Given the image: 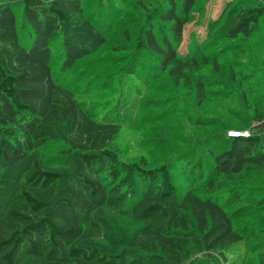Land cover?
<instances>
[{"label": "trees", "instance_id": "trees-1", "mask_svg": "<svg viewBox=\"0 0 264 264\" xmlns=\"http://www.w3.org/2000/svg\"><path fill=\"white\" fill-rule=\"evenodd\" d=\"M197 1L135 0L142 27L122 76L145 67L152 79L167 75L193 89V72L218 69L221 51L206 54V46L197 55L179 54ZM246 3L211 22L219 39L247 42L262 33L264 0ZM98 18L86 0H0V264H212L217 256L227 263L251 239L257 243L251 253L264 258V217L240 224L246 208L236 207L251 201L264 212V93L252 107L244 97L251 125L199 138L174 165L130 159L120 144L123 123L98 119L85 91L77 92L79 76L70 74L107 44ZM230 64L239 86V74H259L255 61ZM206 84L195 85L199 106L211 99ZM231 130L250 136L230 138ZM51 149L60 151L56 159H46ZM175 165L183 176L192 165L185 185L177 184ZM103 212L130 221L134 231L112 227ZM102 239L110 247L99 245Z\"/></svg>", "mask_w": 264, "mask_h": 264}, {"label": "rangeland", "instance_id": "rangeland-1", "mask_svg": "<svg viewBox=\"0 0 264 264\" xmlns=\"http://www.w3.org/2000/svg\"><path fill=\"white\" fill-rule=\"evenodd\" d=\"M134 1L86 0L90 13L95 15L96 19L97 13L100 14L98 23L103 27L101 29L108 40L105 46L97 47L93 56L85 59L81 64L78 63L70 71L71 76H79L75 85L77 92L85 91L81 94L82 98L98 119H116L123 123L120 139L123 154L130 159H138L144 155L151 167L163 164L174 165L179 157L182 158L188 152L189 146L199 144V138L224 135L230 126L240 129L251 125L252 111L248 112L249 115L243 114L245 112L244 97L247 96L248 103L252 107L259 94L264 93V26L262 33L255 35L253 41L237 40L233 43L217 37L219 26L216 29L210 28L211 22L218 21L232 8L243 5L246 7L247 0L197 1L196 7L191 12V22L185 27L179 54L181 56L197 55L206 46L209 47L203 51L206 54L216 50L222 53L218 59V69L211 65L192 73L193 89L184 83L175 86L167 75L152 79L145 67H141L135 76H122L133 61L137 33L142 27L139 22L142 16L135 11ZM133 19L134 21L138 19L137 24L140 26L129 22ZM126 32L132 35V41L126 38ZM213 42H215L214 45H212ZM115 45L119 48L114 51ZM212 48L215 49L211 50ZM259 48L261 51H257ZM57 49L59 50L58 46ZM242 49H254V52L241 54ZM57 53L61 56L60 50ZM252 53H257L256 58ZM198 60L201 61V57ZM254 61L259 74L250 78V71L243 72L239 74V77L243 79L241 86L233 83L229 69L235 66L230 67V63H236L241 67ZM62 62V60L57 62L55 71H59ZM122 67L124 69L121 71ZM200 81L207 82L209 96H211L209 102L201 106L196 103L197 94L194 91L195 85ZM124 84H126L127 92L121 94ZM118 97H122L120 101ZM197 120L215 123L201 127V124H195ZM59 150H61L60 146ZM59 150L47 151L46 159H56L60 155ZM205 159L212 164V159ZM183 164L181 165L185 168ZM192 165L186 168L184 176L175 165L174 173L180 175L176 177L178 185H185V180L192 171ZM240 206L246 208L243 211L244 216L238 221L240 224L264 217V212L256 210L260 208L255 202L242 201L236 207ZM102 215L104 219L113 223L112 227H122L124 234L130 235L135 229L134 225H130V221L114 218L107 212H103ZM105 225L106 236H113L114 229ZM108 240L102 239L99 245L110 247ZM110 243L115 245L112 239ZM256 244L255 240L251 239L235 247L228 256L227 263L217 256L212 264H264L263 257L251 253ZM259 251L264 249L261 248Z\"/></svg>", "mask_w": 264, "mask_h": 264}, {"label": "built area", "instance_id": "built-area-1", "mask_svg": "<svg viewBox=\"0 0 264 264\" xmlns=\"http://www.w3.org/2000/svg\"><path fill=\"white\" fill-rule=\"evenodd\" d=\"M228 136L230 138H236V137L247 138L250 136V131L249 130H245V131L232 130L228 132Z\"/></svg>", "mask_w": 264, "mask_h": 264}]
</instances>
